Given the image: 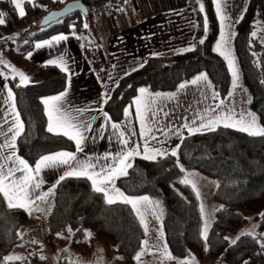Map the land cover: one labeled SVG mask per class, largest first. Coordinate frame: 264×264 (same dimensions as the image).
Returning <instances> with one entry per match:
<instances>
[{
  "label": "trees",
  "instance_id": "16d2710c",
  "mask_svg": "<svg viewBox=\"0 0 264 264\" xmlns=\"http://www.w3.org/2000/svg\"><path fill=\"white\" fill-rule=\"evenodd\" d=\"M83 2L89 9L88 15L80 11L74 12L62 18L60 23L43 27V31L40 28L22 47L23 51H30L37 41L56 33L88 31L83 25L89 23L95 10L109 9L111 4L117 6L120 0ZM57 4L52 0L26 3V16H43L51 9L61 6H55ZM1 7L8 13L9 1H1ZM205 7L208 18L207 36L205 38L203 15L198 10V38L194 50L172 57H150L138 71L120 79L119 86L105 105L114 121L123 119L124 110L136 97L139 87L148 86L155 91L174 90L201 71L208 73L221 98L228 95L231 75L226 61L213 50L220 33L213 0H206ZM257 20L264 23V0L250 1L246 14L237 25L235 43L245 83L253 93L252 108L264 125V83H261L264 80V40L250 37L252 31H257L258 37H262L260 28H257ZM73 24L74 29L70 28ZM7 38L0 39V52L15 46V40ZM201 39H205L203 45L199 44ZM253 52L256 53L255 56ZM2 68L7 71L4 65ZM34 77L36 81L22 88L15 87L18 78L17 81L9 79L24 123V133L17 140L18 153L32 166L43 155L76 149L75 143L67 137L47 132V117L41 102L44 97L66 89L67 75L53 65H40L35 70ZM179 162L186 171L195 169L217 180L215 196L223 209L216 212V219L208 235L207 251L205 242L200 238L203 225L200 201L189 186L179 183L184 173L176 166V157L169 155L155 161L138 157L133 167L129 168L128 175L118 179L119 187L128 195H148L161 203V218L172 256H194L197 260L209 256L215 260L221 259L225 264H264V249L256 240L243 236L232 246L224 240L225 236L228 237L249 221L245 214L249 212L256 223V236L264 241V216L261 215L264 213V138L249 137L233 128L222 126L216 131L203 134H187L180 147ZM29 220L30 215L24 210L7 209L6 202L0 195V264H4V257L14 247L25 241L20 230ZM73 222L80 223L75 232L79 239L78 245L87 249L89 243L84 232L92 231L96 236L114 243V251L125 264H137L134 257L141 250V241L145 236L130 206L119 203L107 205L102 194L92 191L90 181L69 177L55 187L47 217L48 238L52 248L56 247L57 234L68 229ZM7 264L21 262L10 261ZM58 264L80 263L59 259Z\"/></svg>",
  "mask_w": 264,
  "mask_h": 264
},
{
  "label": "snow or ice",
  "instance_id": "6c2138e0",
  "mask_svg": "<svg viewBox=\"0 0 264 264\" xmlns=\"http://www.w3.org/2000/svg\"><path fill=\"white\" fill-rule=\"evenodd\" d=\"M9 2L15 9L19 10L18 16L23 18L26 12L22 7V3H32V0H9ZM196 2L199 5V11L204 13L205 8L202 0H196ZM213 5L220 28L219 39L213 50L226 61L228 71L231 75L232 90L229 92V103L226 104L224 99L219 98V93L214 90L207 75L202 73L191 81L180 84L179 89L182 90L189 85L196 86L200 89H212L211 96L205 95V99L211 98L213 101H217V103L205 108L203 113L197 112L195 117L190 121L185 119V122L180 128L173 129L172 127H167V130L158 127L153 128V125L157 122V109L154 108V105H156V98L159 97L161 103H163L165 99H174L176 93L152 94L147 88L141 87L138 89L140 95L134 100V104L135 115L140 124L139 135L142 143L133 141L132 137L136 135L134 130L129 129L127 125L122 126L120 123L112 121L108 113L103 111L102 105L111 99V94L107 86V81H101L105 89L102 94V104L99 108V112L103 117V122L97 128L93 127V124L98 119L97 116L85 118V113L93 111V109L71 108L67 100V88L59 95L42 99L41 102L44 105V111L47 117V132L53 135L67 137L75 143L76 151H59L43 155L36 161L34 166L30 165L27 160L21 158L17 154V140L24 133V123L17 110L16 95L13 89L9 87L8 80L17 81L18 78L15 87L22 88L28 86L31 82V78L24 71L0 59V64L8 67L12 73L11 77H9L4 72L0 71V77L5 81L3 88H0V103L6 106L0 111V137L3 138L0 140V195H2L3 200L6 202L7 209H22L29 215H31L32 211L43 212L44 209L41 208L39 204L48 203V198L50 195L54 194L56 185H59L60 182L69 177L77 179L83 178L91 182V189L94 193L102 194L103 200L107 205L119 203L130 206L131 211L143 228L145 236V239L141 241L140 252L134 257L137 264H139L145 252H150L153 249L160 251L161 247H163L162 256L171 260L173 257L170 252H168L166 242L163 243V245L161 243L164 239L162 228L150 227L151 221L149 217L158 222L161 219L163 214L161 203L152 200L146 195H128L115 185L117 179L128 175V169L133 167L131 161L135 157L139 156L147 161H155L158 157L167 158L170 155L176 157V166L184 173L179 183L189 186L194 192L197 200L201 201L199 210L203 225L200 231V238L205 242V250L207 251L208 233L212 224V214L206 213L205 206L201 200V192L198 187V174L195 172H187L183 165L180 164L178 150L181 145L179 143L173 149L165 148L164 145L167 143L168 139H171V136L178 137L182 143L185 139L184 130L191 136L197 133L203 134L206 131H216L219 126L233 128L236 131L245 133L249 137L264 138V125L259 123L258 117L254 113L244 111L237 113L235 106H230L231 97L236 89L241 87L240 70L231 47V41L235 38L236 32L234 31L232 18L225 11L227 0H213ZM76 7H78V5L72 4L60 13L52 12L44 19L43 23L46 25L60 23L62 22L60 17L67 15L68 12ZM6 15V13L0 11V25H6ZM240 18L242 19L243 17L241 16ZM235 23H239V20H236ZM83 26L85 29L89 27L87 23H84ZM70 28L74 29L75 25H70ZM41 30L43 31L45 29L41 27ZM204 31L206 38L208 32V19L206 14L204 17ZM250 37L264 40V37H258L257 31H252ZM7 39L14 40L15 37L10 36ZM77 39H80V37H77ZM68 40L69 35L58 34L52 36L48 40L35 43L34 47L35 49H42L45 47L52 48ZM24 43H28V41L25 40ZM204 43L205 39L199 41L201 45ZM251 44L252 42L250 40V47ZM194 49L195 45H192L191 48L180 49L178 52L183 53ZM252 54L254 56L256 55L255 52ZM27 55L28 58H30L32 53L29 52ZM152 55L158 56L159 54L153 53ZM47 64L53 65L64 72L67 75L68 84L70 86L73 73L69 61L65 58L63 53L47 61ZM257 64H259V61H257ZM143 66L144 64H140L132 68L131 71H138L139 68ZM131 71L125 72L124 75H130ZM112 79V75L109 74L108 80ZM261 83H264V80H262ZM115 84L117 87L119 86L118 81H115ZM129 87H131V85H129ZM248 102L250 103L251 101L249 100ZM159 111L163 112L164 109L159 108ZM124 115L126 119H129L130 123L131 112L129 108H125ZM164 115H167V113L165 112ZM109 130L112 131L115 137V141L118 145L117 151L105 153L94 158H86L85 160L78 158L77 154L84 151L85 144L89 139H104V133ZM93 132H95L96 135L90 136L89 134ZM157 132L165 137V139H161V136L156 134ZM59 168L64 169L63 174L58 177L53 187L49 188L47 191H43L44 181L40 178L42 171ZM222 209L223 206L217 209V211ZM261 215L264 216V213ZM254 228L251 231L241 232L235 239H230L225 236L224 240L228 241L230 246H232L236 245L241 237L248 236L256 240L261 248L264 249V241H261L256 236ZM68 232L71 235L75 234L70 226L68 227ZM153 233L155 234L153 235ZM57 235L61 236L59 233ZM84 236L85 239H88L91 233L85 230ZM21 259L23 258L19 256H6L4 257V264ZM40 259H44V257L41 256ZM194 260V257L191 259L186 258L181 260L179 264H194ZM245 264H247V262H245Z\"/></svg>",
  "mask_w": 264,
  "mask_h": 264
},
{
  "label": "crops",
  "instance_id": "0c3cea01",
  "mask_svg": "<svg viewBox=\"0 0 264 264\" xmlns=\"http://www.w3.org/2000/svg\"><path fill=\"white\" fill-rule=\"evenodd\" d=\"M1 1L3 0H0V11H3L7 14L5 17L7 25L9 15L14 13L16 17H19V10L15 9L9 2L10 7L8 9H12L13 11L10 12L8 10L9 12L7 13L2 9ZM34 1L35 0H32V2ZM52 1L59 4L69 0ZM250 1L251 0H227V7L225 8V11L232 18L236 36L237 25L239 23H235V21L239 20L240 22L243 19L240 17H244L246 14ZM26 3L27 2L22 3V7L24 8L27 15ZM118 8L123 9L119 12H116ZM114 9L117 10L108 9V11L110 10L111 13H106L103 16L101 15L102 17L100 16L101 21H99V25H95V29L91 32L94 35L93 38H88L90 30L86 34L75 31L74 35L73 32L56 33L54 35H69V40L66 42H61L59 45L52 48L45 47L42 49H35V47H33V49L30 51H23L24 60H21L22 62L15 61L14 64L15 68L24 71L30 76L31 82H34L36 81L34 72L37 67L40 65H48L47 61L54 59L63 53L65 58L68 59L71 71L73 73L71 76L70 86L68 84L66 87L68 89L67 100L69 101L72 109H93V111L85 113V118H90L91 116L98 117V119L93 124L94 128H97L103 122V117L99 112V108L102 104V94L105 89L102 86L101 81H107V86L112 96L115 88L117 87L115 81L119 82L120 79L125 76L124 73L131 71L132 68L137 67L140 64H145V61L147 62L150 57H153V53H158L159 55L157 57H172L173 55L179 54L178 50L180 49L191 48L192 45L196 44V40L198 38L199 22L197 19V13L199 7L191 0H120ZM126 11L129 12L132 17L130 20L119 26L117 22L119 16ZM108 24L112 25V28H110V26L107 27ZM6 25H0V28L5 27ZM52 36L37 42L48 40ZM236 36L231 41V47L240 70L241 87L237 88L231 97L230 106L234 105L237 113L241 111L254 113L258 117L259 123L262 125L259 115L255 112L251 105L253 93L245 83L244 71L236 49ZM77 37H80V39H77ZM218 39L219 35L214 42V47ZM29 52L32 53L30 58H28L27 55ZM2 67L3 65L0 64V71L4 72L8 76L12 75L11 72L5 71ZM202 73L207 75V78L213 85L214 90L218 92L206 71H201L195 74L190 80L184 81L182 83L189 82ZM109 74L112 75V80H108ZM4 83L5 81L2 77H0V88H3ZM8 84L9 87H11L9 80ZM141 87L147 88L152 94L176 93V97L174 99H165L163 103H161L159 97L156 98V105H154V108L157 109V122L153 125V128L158 127L165 130H167V127H172L173 129L180 128L185 122V119L190 121L195 117L197 112L203 113L205 108L213 106L215 103H217V101H213L211 98L205 99V95H208L209 97L211 96L212 89H200L196 86L189 85L182 90L179 89L178 86L174 90L155 91L148 86ZM231 90L232 89L230 87V91ZM60 93L46 96L44 98L59 95ZM139 95V92H137L136 97L126 107L129 108L131 112V122L129 123V119H126L124 115L123 119L118 121V123H120L122 126L127 125L129 129L134 130L136 135L132 137L133 141L142 143L139 135L140 124L135 115L134 104V100ZM219 98L224 99L226 104L229 103V93L225 98H221L220 95ZM249 100L251 101L250 103L248 102ZM105 105L106 103L102 105L103 111L107 112ZM5 107V105L0 103V111H2ZM159 108H163L164 111L160 112ZM165 112L167 115H164ZM20 118L22 120L21 115ZM111 120L114 121L112 118ZM156 134L160 135L161 139H165V137H163L159 132ZM187 134V131L184 130V136ZM89 135L95 136L96 133L93 132ZM104 136V139H89L85 144L84 151L77 154L78 158L85 160L86 158H94L105 153L117 151L118 145L115 141L112 131L109 130L105 132ZM2 139L3 138L0 137V140ZM178 143L180 145L182 144L179 138L176 136H171V139L167 140V143L164 145V147L173 149ZM179 152L180 148L178 150V154ZM17 154L20 156L18 153V148ZM138 157L139 156L135 157L131 163L133 164L135 159ZM63 172V168L42 171L40 174V178L44 181L42 190L47 191L49 188L53 187L58 177L62 175ZM115 185L117 188L123 191L118 185V179L115 181ZM52 201L53 194L49 196L48 203L39 204L41 208L47 207L49 204V210L46 208L44 209L48 210L47 217L52 206ZM40 213L41 212H37V214ZM31 220L32 217L30 215L29 221ZM149 220L151 221L150 227L162 228L164 239H166L162 218L159 222L153 220L151 217H149ZM33 224H36V221H34ZM154 234L155 233H153V235Z\"/></svg>",
  "mask_w": 264,
  "mask_h": 264
},
{
  "label": "rangeland",
  "instance_id": "374dc122",
  "mask_svg": "<svg viewBox=\"0 0 264 264\" xmlns=\"http://www.w3.org/2000/svg\"><path fill=\"white\" fill-rule=\"evenodd\" d=\"M195 4H197L196 0H191ZM68 2V1H67ZM67 2L57 4L55 6H64ZM205 8V12L202 13L203 21L206 14V0H202ZM64 4V5H63ZM198 5V4H197ZM199 7V5H198ZM60 7H56L57 9ZM116 8L115 4H111L109 9ZM249 8V7H248ZM123 8H118L116 12H119ZM12 12V9H8ZM112 11V10H111ZM111 13L108 9L95 10L94 16L89 20L88 28L83 34L89 32L88 38H93L94 35L91 33L92 30L95 29V25H99V21H101V17L106 14ZM99 14V15H98ZM102 15V16H101ZM101 16V17H100ZM131 14L129 12H124L119 16L118 25H122L131 18ZM42 16L39 15H31L24 16L23 18L16 17L15 15H9L8 22L5 27L0 28V39L5 37L14 36L15 37V46L8 47L7 49L2 50L0 52V59L5 60L12 66H14L15 61L20 62L24 60V54L22 47L26 44L25 40L28 42L31 40L32 36L36 34L41 28ZM208 19V18H207ZM259 20V18H258ZM257 20V28H260V34L264 37V23L262 21ZM112 25L108 24L107 27ZM99 33V31H98ZM22 62V61H21ZM3 65V64H2ZM5 66V65H4ZM8 72H11L8 67H5ZM187 172H195L198 174L199 179V190L201 192V200L205 206L206 213L212 214V224L211 228L216 219L217 209L220 208L221 204L216 199L215 191L217 188V180L195 170L189 169ZM201 202V201H200ZM49 206V204H48ZM43 207V209H48L49 207ZM49 210V209H48ZM48 210H44L40 214H37L36 211H32L31 217L32 220L26 223L20 230V235L25 238V241L21 244H18L14 249L8 254V256H19L23 259L18 260L21 264H58V260L62 259L64 261H75L80 264H125L122 258L116 254L114 251V243L104 240L98 236H96L92 231L90 238L87 239L89 243V247L83 248L78 245L77 242L79 239L76 238L75 234L71 235L68 232V229L62 231L61 236H57L56 238V247L52 248L48 238V223H47V212ZM245 214L249 217V221L244 225L240 226L235 231L231 232L228 237L230 239H235L241 232L251 231L253 230L256 233L257 227L256 223L253 220V215L249 212H245ZM207 218V216H206ZM36 221V224L33 222ZM79 222H73L71 224V229L73 233H75L79 228ZM210 228V230H211ZM209 230V232H210ZM209 235V233H208ZM63 237V238H61ZM166 242V239H163L161 242ZM167 244V242H166ZM168 252L171 251L167 244ZM140 252V251H139ZM163 247H161L160 251H156L153 249L150 252H145L141 257V261L139 264H179L181 260L191 259L194 256L186 257V258H176L174 256L173 259L169 260L162 256ZM43 256L44 259H40ZM195 258V257H194ZM16 262V261H12ZM194 264H225L223 260H215L211 257H206L203 260H197L195 258Z\"/></svg>",
  "mask_w": 264,
  "mask_h": 264
},
{
  "label": "water",
  "instance_id": "95a60500",
  "mask_svg": "<svg viewBox=\"0 0 264 264\" xmlns=\"http://www.w3.org/2000/svg\"><path fill=\"white\" fill-rule=\"evenodd\" d=\"M72 4H76V5H78V7L73 8L70 12L67 13V15H64V16L60 17V19L66 17V16H68V15L74 13V12H78V11L82 12L85 15L89 14V9H88L87 5L83 2V0H71V1H68L64 6H62L60 8H57V9H51L46 14H44L42 16V19H41V23H40L41 26L40 27L49 26V25L44 24L43 21H44V19L46 17H48L50 15V13H52V12L60 13L64 9H66L69 5H72Z\"/></svg>",
  "mask_w": 264,
  "mask_h": 264
}]
</instances>
